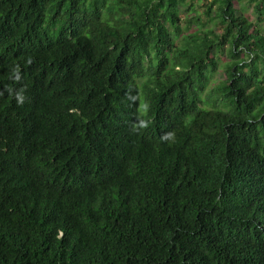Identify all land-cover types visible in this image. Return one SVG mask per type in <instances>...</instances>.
I'll list each match as a JSON object with an SVG mask.
<instances>
[{
	"label": "trees",
	"instance_id": "obj_1",
	"mask_svg": "<svg viewBox=\"0 0 264 264\" xmlns=\"http://www.w3.org/2000/svg\"><path fill=\"white\" fill-rule=\"evenodd\" d=\"M0 264H264V0H0Z\"/></svg>",
	"mask_w": 264,
	"mask_h": 264
},
{
	"label": "rangeland",
	"instance_id": "obj_2",
	"mask_svg": "<svg viewBox=\"0 0 264 264\" xmlns=\"http://www.w3.org/2000/svg\"><path fill=\"white\" fill-rule=\"evenodd\" d=\"M215 79L216 80L224 79V75H223L222 71L219 70L217 72V75L215 76Z\"/></svg>",
	"mask_w": 264,
	"mask_h": 264
}]
</instances>
